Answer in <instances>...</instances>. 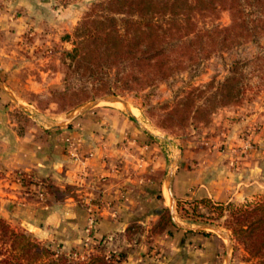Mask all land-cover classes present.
<instances>
[{"label":"rangeland","instance_id":"1","mask_svg":"<svg viewBox=\"0 0 264 264\" xmlns=\"http://www.w3.org/2000/svg\"><path fill=\"white\" fill-rule=\"evenodd\" d=\"M13 1L19 5L16 6L19 9L10 12L12 0H0V11L5 10L1 12L0 17L3 13L4 19H10V17L20 19L17 25L8 23V34L1 38L3 45L12 51V68L0 69L1 85L4 89L7 88L5 90L0 88V92L8 100L5 103L6 106L10 104L15 106L12 115L22 128L29 125L51 126L53 122L62 121L65 117L76 114L81 106L101 97L87 99L83 102L78 100L80 103L75 104L77 101H71L68 97L63 98V95L57 93L68 85L77 86L81 83L75 74H71L67 79L66 74L70 67L65 51L73 46L74 27L96 0ZM209 20L207 18V21ZM216 20L224 24L228 23L230 21L229 11L221 10ZM260 41L264 45V35ZM234 56V52H224L223 57L213 56L205 63L202 73L193 77L191 84L186 88L206 86L203 89L209 91L207 83L212 79L214 83L210 90L217 87L219 81H222L227 74L223 63L230 62ZM244 73L246 90L239 102L209 107L204 97L209 94L206 92L195 101V106L205 108L207 105L209 110L205 115H197L198 118L192 117L193 114L190 113V116H185L180 121V116L169 118L167 115L169 109L179 101L175 94L182 86H185V82L159 83L157 87L146 89L138 95L129 93L119 96L126 101L127 108L132 110L135 119L145 128L164 137L161 142L147 143L142 151L141 148L136 147L135 154L140 159L152 160L148 165V170L140 175L143 180L161 182L167 171L169 160H172L174 156L180 158L181 166L179 167L185 166L188 169H194L195 164L200 163L207 155L212 162H221L223 168L230 160L231 167H241L246 170L251 166L250 161H260L263 168L257 169L254 166L252 169L255 168L264 176V81L250 67H247ZM185 77L186 74L183 78ZM7 92L11 93L13 98H10ZM105 110H118L126 118H132L126 108L117 102H101L91 109L76 114L72 120L61 125L66 128L65 134L58 135L65 144L64 154L74 161L84 159L87 155L93 157L92 154L82 152V140L77 132L84 125L91 128L92 133L97 134L98 138L95 143L100 144L102 148H107L109 140L104 131L106 124L101 123L103 116L100 113ZM29 111L33 113L31 117L28 116ZM133 126L141 130L137 123L133 122ZM125 135L129 138L128 134ZM67 137L70 138L71 145L66 141ZM121 140L123 145L126 143V146L129 142L136 144V140ZM73 155H77L78 159ZM105 159L108 162V158L104 157ZM243 161L250 163L242 164ZM117 162L108 166V172L95 176L97 180L91 183L87 191L83 188L84 181L81 179L60 184L58 180L50 176L1 169L0 173L7 176L9 181L17 186L18 192L27 197V201L31 200V202L49 206L48 208L57 205L61 207L63 205L61 203H69L71 209L59 211L60 215L57 216L60 221L54 228L50 224L46 225L47 211L45 210L18 213L15 209L6 210L7 212L2 209L0 217L12 226L37 234L39 240L69 257L83 260L87 259L92 252H104L107 258L117 261L118 264L126 256L127 249L135 248L146 254L148 260H160L161 263H165L166 254L171 250L168 239L174 233L183 232L186 235L192 232L184 231L177 224L178 222L182 225L192 224L194 227L200 224H211L230 239L228 241L225 236L213 229L197 230L198 234H212L221 240L219 252L213 264H225L228 254L230 255L229 264H247L242 257L244 253L242 245L235 242L231 232L225 227L228 214L226 206L229 202L240 205L253 203L263 198L264 182L261 184L260 192L252 195L247 193L245 196L239 195L238 199L231 201L197 196L177 200L173 210L168 206H160V212L155 220H150L148 225H142L137 221L131 222L123 238L113 243L111 239L105 240L95 236L97 215L93 214L90 207L91 205L100 206L105 202L101 195H95L92 192L96 190L97 185H102L114 177L116 169L119 170L117 167L120 163L116 164ZM22 174H29L30 177H23ZM124 175L127 177L132 173L125 172ZM249 184L245 182V187L248 188ZM39 192L43 193L42 198ZM117 195L118 200L124 201L126 191L121 189ZM161 214L165 216L161 217ZM168 216H171V222H168ZM72 219L77 223L80 234L67 227L66 224H69L68 221ZM167 223V227L159 232ZM156 237L163 238L164 241L151 245Z\"/></svg>","mask_w":264,"mask_h":264},{"label":"trees","instance_id":"2","mask_svg":"<svg viewBox=\"0 0 264 264\" xmlns=\"http://www.w3.org/2000/svg\"><path fill=\"white\" fill-rule=\"evenodd\" d=\"M221 10L229 11L226 24L216 20ZM263 35L264 0H96L74 27L73 46L65 51L67 79L75 74L81 83L57 93L77 104L102 95H138L159 83L181 81L185 86L175 94L179 101L167 115L180 116V121L190 113L198 118L209 110L207 105L195 106L206 92L209 107L241 100L247 67L264 81ZM224 52L235 56L223 63L227 74L217 87L210 90L212 79L207 83L209 91L203 89L206 86L186 88L210 58L223 57ZM226 209L225 227L242 245L243 260L264 264V197L247 204L229 202ZM115 262L104 252H92L83 260L69 257L0 217V264Z\"/></svg>","mask_w":264,"mask_h":264},{"label":"crops","instance_id":"3","mask_svg":"<svg viewBox=\"0 0 264 264\" xmlns=\"http://www.w3.org/2000/svg\"><path fill=\"white\" fill-rule=\"evenodd\" d=\"M10 6L12 8L10 12L19 9L16 7L19 5H16L13 0ZM3 11L5 10L0 11V14ZM3 15L2 13L0 17V28H2L0 29V69L9 70L12 68V51L3 45L1 38L8 34V23L17 25L19 18L5 17L7 19H4ZM0 88L7 89L2 86ZM7 94L13 98L11 93L7 92ZM7 101L0 92V170H17V172H32L39 176H50L58 180L60 184L81 179L84 181L83 188L87 191L91 183L97 180V175L108 172V166L119 161L120 164L118 162L116 164H119L117 168L120 171L116 169L113 178L102 185H97L96 190L92 192L95 195H101V198L105 200L100 206L91 205L90 207L93 214L97 215L95 236L98 238L105 240L108 238L113 243L117 242L123 238L131 222L137 221L142 225H148L150 220L156 219L160 206H168L173 210L179 199L198 196L231 201L238 199L239 195L256 194L262 189L264 176L255 168L252 169L254 166L257 169L263 168L260 161H250L251 166L246 170V168L231 167L230 160L223 168L221 162L214 163L208 159L209 155L195 164L194 169L179 167L181 166L180 158L174 156L172 160H169L167 174L165 173L161 182L143 180L140 175L148 170L152 160L140 159L135 154V150L141 148L142 151L147 143L161 142L164 137L145 128L137 119L126 118L118 110L100 112L103 116L101 123L106 124L104 131L109 140L107 148H102L100 144L95 143L98 136L92 133L91 128L85 125L80 127L77 134L82 140V152L92 154L93 157L87 155L84 159L74 161L64 154L65 144L61 137H58L66 132V128L61 125L69 121L61 124H59L60 121H56L51 126L29 125L22 128L12 115L15 106L12 104L6 106ZM15 104L17 105L16 101ZM28 114L31 117L33 113L29 111ZM133 122L137 123L141 130L134 127ZM125 134H128L129 138ZM121 139L136 140V144L129 142L126 146ZM104 157L108 158V162L104 160ZM250 162L243 161L242 164ZM153 165L156 166L154 163ZM125 172H131L132 175L126 177ZM245 182L250 183L248 188L245 187ZM121 189L126 191L124 201L118 200L117 192ZM61 204H63L61 207L57 205L48 208L49 206L27 201V197L18 192L17 186L0 173V210L4 209L7 212L6 210L15 209L18 213L45 210L47 211L46 225L50 224L54 228L60 221L58 218L60 212L71 209L69 203ZM68 222L67 227L80 234L77 223L73 219ZM177 224L184 231L192 232L186 235L183 232L174 233L168 239L171 250L166 254L165 263H161L160 260H148L146 254L135 248L127 249L126 256L119 264H195L198 262L213 264L219 252L221 240L212 234H198L197 230L205 229L202 227L203 224L196 227L192 224L182 225L179 222ZM32 234L38 238L37 234ZM162 241H164L163 238L156 237L151 245Z\"/></svg>","mask_w":264,"mask_h":264},{"label":"water","instance_id":"4","mask_svg":"<svg viewBox=\"0 0 264 264\" xmlns=\"http://www.w3.org/2000/svg\"><path fill=\"white\" fill-rule=\"evenodd\" d=\"M2 83L0 82V86ZM109 101H119L123 104V106L126 108L127 113L132 117L135 118L134 115L132 114V112L127 108V103L125 100H123L122 98H120L119 96H115V95H105V96H101L99 98H96L94 100H92L91 102L87 103L85 106H81L77 111L76 114H80L88 109H91L92 107L98 105L101 102H109ZM69 115L67 117H65L62 121H60L59 124L66 122V121H70L71 119H73L75 117V115ZM203 228H208V229H213L215 230L217 233L222 234V236H225L227 238L228 241H230V239L223 233L221 232L217 227L211 225V224H203L202 225ZM230 263V255H227L226 258V263L225 264H229Z\"/></svg>","mask_w":264,"mask_h":264},{"label":"built area","instance_id":"5","mask_svg":"<svg viewBox=\"0 0 264 264\" xmlns=\"http://www.w3.org/2000/svg\"><path fill=\"white\" fill-rule=\"evenodd\" d=\"M66 141L71 145L72 144V142H71V140H70V138L69 137H67L66 138ZM76 159H78V156L77 155H73ZM39 196H40V198H42L43 197V193L42 192H39Z\"/></svg>","mask_w":264,"mask_h":264},{"label":"bare ground","instance_id":"6","mask_svg":"<svg viewBox=\"0 0 264 264\" xmlns=\"http://www.w3.org/2000/svg\"><path fill=\"white\" fill-rule=\"evenodd\" d=\"M109 102H117V103H120V104H122L121 102H119V101H109ZM122 106H123V104H122ZM131 112H132V110H131ZM132 114L134 115V113L132 112Z\"/></svg>","mask_w":264,"mask_h":264}]
</instances>
